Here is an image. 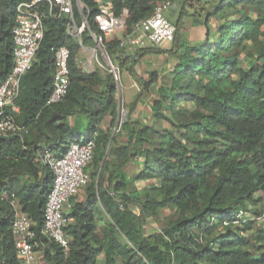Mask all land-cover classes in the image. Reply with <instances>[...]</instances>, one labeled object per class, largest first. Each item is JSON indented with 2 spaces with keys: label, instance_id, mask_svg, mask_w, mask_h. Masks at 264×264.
<instances>
[{
  "label": "trees",
  "instance_id": "obj_1",
  "mask_svg": "<svg viewBox=\"0 0 264 264\" xmlns=\"http://www.w3.org/2000/svg\"><path fill=\"white\" fill-rule=\"evenodd\" d=\"M29 1L0 0V83L13 67L16 7ZM81 1L97 31L100 0ZM109 1L116 15L122 8L128 14L125 32L105 46L139 93L119 120L113 76L83 71L67 17L45 18L44 38L20 82L18 112L9 111L28 133L0 136V264H19L11 234L17 210L34 224L33 252L40 248L43 264H97L100 255L104 264H264V0H210L206 12L200 0H170L180 2L171 48L134 53L120 41L166 0ZM188 8L204 28L193 45L180 33ZM73 16L79 24L75 8ZM87 34L82 43L91 47ZM60 47L70 52L68 91L48 103ZM162 54L174 60L167 75L154 71L144 80L134 71L139 57ZM157 82L148 125L134 114ZM93 138L84 201L73 200L66 215L73 222L64 228V252L40 232L53 174L39 155L60 157L70 144ZM130 164L139 166L132 176ZM137 182L146 186L138 190Z\"/></svg>",
  "mask_w": 264,
  "mask_h": 264
},
{
  "label": "built area",
  "instance_id": "obj_2",
  "mask_svg": "<svg viewBox=\"0 0 264 264\" xmlns=\"http://www.w3.org/2000/svg\"><path fill=\"white\" fill-rule=\"evenodd\" d=\"M74 8L80 18L79 24H76L73 16ZM179 9V1L166 0L158 3L149 17L133 24L131 32L120 41L119 47L127 51L131 48L141 49L147 45L153 47L170 45L174 40L176 28L165 14ZM127 14V10L122 8L120 14L116 15L109 0H100L97 12L92 18L97 31H92L88 26V9L81 0H31L18 4L12 30L13 67L0 83V136H22L28 133L26 128L14 121L9 111L18 112L15 102L19 96L20 82L31 69L34 56L44 38V20L47 16L53 19L67 17L66 31L76 39L80 46V55L89 53L87 64L83 69L92 72L90 67L96 65L97 68L110 73L119 86L120 69L109 56L105 42L125 32ZM85 31L93 42L91 47H86L82 43V35ZM80 55L77 61L82 64ZM69 57L70 52L66 47L55 50L52 93L48 103L59 102L68 91ZM123 119L124 116L121 120ZM94 148L93 138L70 144L60 157L48 150H43L39 155L40 161L48 166L53 174L40 232L59 245L64 252L69 248V240L64 228L68 223L73 222V218L66 216L68 212L65 210L69 209L70 200L88 184L89 175L86 167L93 159ZM13 204L16 205L15 202ZM33 225L26 214L16 211L11 234L19 264H32L34 260L33 247L36 245L34 242L36 234L32 229Z\"/></svg>",
  "mask_w": 264,
  "mask_h": 264
},
{
  "label": "rangeland",
  "instance_id": "obj_3",
  "mask_svg": "<svg viewBox=\"0 0 264 264\" xmlns=\"http://www.w3.org/2000/svg\"><path fill=\"white\" fill-rule=\"evenodd\" d=\"M210 0H200V5H205L206 2H209ZM198 6L197 8H201V6ZM208 6L205 5L204 9L205 12L208 9ZM194 10L191 8H188L187 12L189 14L193 13ZM195 12V11H194ZM188 16L183 17V26L181 27V37L190 44H195L203 41L204 39V28L201 25H197L194 22V16L192 17V14ZM179 12H166V18L172 22L175 23L176 20L178 19ZM202 19L204 17V13H202ZM151 45H147L144 48L150 47ZM153 47V46H152ZM160 50H169L171 48L170 45H166L164 47H155ZM137 48H131L126 51V53H134ZM138 51V50H136ZM89 57V53L85 52L80 55V59L82 64H80V67L83 71L87 72L86 69H83L84 66L87 64V59ZM173 59L168 55V54H162V55H149L146 57H139L137 60V65L134 67V71L142 77L144 80H147L148 75L151 72L156 71L158 76L162 75H167L169 70L172 69L173 66ZM244 67V65H242ZM90 70H98L100 73H106L105 70L101 68H97L96 65L93 67H90ZM158 82L153 84L147 92H145L141 98V103L138 105V108L134 114V117L137 118L139 121L142 123L150 125L152 123L151 119V112H150V106L152 102L156 99L159 98L158 93H157V88H158ZM119 98H120V116L119 120L122 119L123 115L125 114L124 108H126L130 103L133 102V100L136 98V96L139 93V86L135 83V81L130 77L129 73L126 70H120V78H119ZM115 129L113 128L112 131ZM83 140V137H82ZM127 169L125 170L126 173L128 172L129 175L132 176V173H134L139 166L136 164H130L128 165ZM138 167V168H137ZM128 170V171H127ZM127 173V175H128ZM138 184L136 185L138 190H142L145 186L143 187V183L137 182ZM18 208V207H16ZM259 223H263V221H258ZM159 224V223H157ZM157 227V225H155ZM154 226L146 227L147 230H154L156 228ZM41 260H38L36 264H38ZM34 263V260L32 264ZM43 264V263H41ZM98 264H102V261H99ZM117 264H121L120 262H117Z\"/></svg>",
  "mask_w": 264,
  "mask_h": 264
},
{
  "label": "crops",
  "instance_id": "obj_4",
  "mask_svg": "<svg viewBox=\"0 0 264 264\" xmlns=\"http://www.w3.org/2000/svg\"><path fill=\"white\" fill-rule=\"evenodd\" d=\"M165 15H166V14H165ZM141 183L144 184L143 187H144L145 184H146V183H144V182H141ZM137 184H138V183H136V185H137ZM84 197H85V195H84V190H81V191L78 193L77 196H75L74 198H72V199L70 200V203H69V204H70V205H69V209H66L65 212H69L70 207H72L73 200H75V201H84ZM38 249H39V250L36 251V252L34 253V263H33V264H36V262H37L38 260H41L38 264L43 263L42 256H41V253H40V248H38ZM99 261H102V264H104V256H103V255H100V256L98 257L97 264L99 263Z\"/></svg>",
  "mask_w": 264,
  "mask_h": 264
},
{
  "label": "water",
  "instance_id": "obj_5",
  "mask_svg": "<svg viewBox=\"0 0 264 264\" xmlns=\"http://www.w3.org/2000/svg\"><path fill=\"white\" fill-rule=\"evenodd\" d=\"M123 116H124V118H125V114H124Z\"/></svg>",
  "mask_w": 264,
  "mask_h": 264
}]
</instances>
